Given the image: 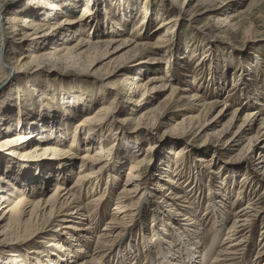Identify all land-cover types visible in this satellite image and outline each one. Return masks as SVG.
Instances as JSON below:
<instances>
[{
    "label": "bare ground",
    "instance_id": "1",
    "mask_svg": "<svg viewBox=\"0 0 264 264\" xmlns=\"http://www.w3.org/2000/svg\"><path fill=\"white\" fill-rule=\"evenodd\" d=\"M6 1L0 0V55L3 51L0 58V95L12 79L40 76L51 70L47 67H51L56 70L49 73L59 71L60 78L65 76V70L93 78L109 101L107 104L102 101L94 109H86L72 127L64 108L58 118L51 114V123L46 121L51 115L43 117V121L35 119L29 122L30 119L25 118L23 124L26 122L30 130L17 129L15 134L4 140L8 149L24 153L13 157L15 154L4 150L6 154L1 156L2 159L8 161L12 158L19 171H32L31 175L20 177V191L12 198L3 194L12 180L5 181L0 172V254L31 249L30 258L39 264H242L255 229L252 220L262 217L253 264H264V189L258 192L264 184L262 99L260 101L257 95H252L249 97L255 105H252V110V106L236 107L229 115V94L221 100L215 98L203 102L204 98L198 94L201 84L193 85L197 90L187 85V81L191 85L196 78L188 80L187 76L185 82L181 81L176 75L181 71L180 67L170 68L171 59L164 61L166 56H173L169 37L178 22L176 18L183 19V15L189 16L188 22L206 17L209 28H225V33L239 35L244 43L252 45L249 43L255 39L251 36H264V0H250L245 9L230 14L229 5L233 0H197L194 4L192 0H182L176 11L173 6L180 0H160L163 6H166L165 2L172 6L169 10L165 7V16H172L158 23L155 29L160 33L152 41L148 39L150 34H141L144 23L133 27L126 38L120 31L96 38L90 33L85 35L88 28L83 22L91 14V0H84L79 15L72 18L65 15L59 20V13L52 12V9L59 11L61 8L55 2L34 0L27 4L36 13L48 15L46 20L33 19L14 11L3 16L1 7ZM254 11L256 14H253ZM72 30L73 33L69 34ZM57 42L61 44L57 45ZM46 43L56 45L47 48ZM24 46L29 48L17 58L16 53L23 51ZM161 63L166 66L163 73L142 80V65L146 64L148 71L157 72ZM199 67H205L202 61L195 65V69ZM201 72L203 77L200 80L210 79V76L215 79L210 68ZM172 75H176V79ZM238 81L233 78V85ZM182 83L186 85L181 86ZM218 83L217 88H222L220 79ZM166 92L155 103L156 98ZM117 106L126 109L123 113L125 118L121 120L115 118ZM23 116L24 113L19 119ZM179 117L182 118L177 120ZM47 122L53 127L49 130L53 139L32 144L34 135L46 130ZM116 123L132 125L129 130L122 129L132 134L131 140H137L139 136L151 140L154 131L162 126L168 127L165 132L177 137L175 144L179 148L170 153L174 168L160 167L152 188L155 195L147 190L150 143L142 157L132 152L135 145L129 146L132 153L126 160L128 166L123 174V183L115 193L119 184L118 173L122 168L117 157L110 154L113 147L116 148ZM168 137L166 135V139L172 140ZM199 143L203 148L199 152L201 156L193 159L189 173L208 171L216 177V170L211 164L215 160L212 156L231 154L230 161L247 171V176L241 179V188L246 193L242 196L238 193L228 206L230 187L228 190L225 180L215 186L217 183L210 177L212 191L209 189V204L207 207L206 201L204 209L206 215L198 214L201 205L190 203L189 193H181L179 186L182 187L183 183L180 184L181 177L177 176V173L184 172L187 165L185 159L190 158ZM208 151L212 156H204ZM75 166L77 171L72 177L71 168ZM49 170L56 178L51 182L52 191L47 194L45 182ZM69 179H72L70 185ZM103 181L104 187L99 192ZM213 182L216 190L213 189ZM220 186L227 190L226 195L219 192ZM105 194L110 199L116 198L110 213L103 209L107 203L103 199ZM158 195L163 198L156 203L154 199ZM243 199L246 203L239 206ZM147 206L151 207L148 229L151 236L146 233L150 238L145 242L146 249H152L151 252L144 254V260L140 262L139 254L133 256L130 251L125 257L114 256L111 249L117 251V246L125 240L124 236L127 237L141 223L148 212ZM163 207L166 209L163 210ZM209 214H213L216 220L220 219V222L212 223L210 232L205 228ZM103 221V227L98 230ZM223 229L226 230L219 242ZM202 237L204 243L200 251ZM38 239H42L43 246L35 245ZM74 246L78 249L76 254ZM64 258L68 261H63Z\"/></svg>",
    "mask_w": 264,
    "mask_h": 264
},
{
    "label": "rangeland",
    "instance_id": "2",
    "mask_svg": "<svg viewBox=\"0 0 264 264\" xmlns=\"http://www.w3.org/2000/svg\"><path fill=\"white\" fill-rule=\"evenodd\" d=\"M30 1L32 2L34 0H8L4 4H2L1 12L3 13V16L10 11H14L16 14L28 15L33 19L44 18L48 20V15H45L42 12L36 13L32 7H29V5H27ZM47 1L48 3L55 2L59 8L61 7L59 11H57L56 9H52L53 13H59L58 20L65 17V15H68V17L71 18L79 15V9L84 5V0ZM196 1L197 0H192V4H194ZM238 2L239 4L237 5L236 3ZM181 3L182 0L175 3L173 9H175V11L178 10V6L180 7ZM249 3L250 0H233L229 5L228 12L230 14L234 13L237 10L245 9ZM89 4L91 14L88 15V18H85L83 23H85L86 27L88 28L86 29L85 35H87V33H90L94 38L98 36L101 37V35H107V33H111L112 31H120L122 32V36L126 38L133 27H136L140 23H144L141 34H143L144 36L150 34V38L148 39L152 41L158 35V33H160L157 29H155L158 26V23L172 16L171 14L165 16V10H169L170 8H172V6H170L166 2V6H163L160 0H91ZM33 12H35V14H33ZM253 14H256L255 11ZM181 18L183 19H180V17L176 18L178 22L173 26V33L169 37V42L173 50V56H166V59L164 60L167 62L169 59H171V63L169 64L170 68L171 66H174L180 67L181 69V71L179 70V73H176L178 77L176 75H172L171 77L180 78V80L183 82H185L187 76H189L187 78L188 80H192L193 77H195L196 81L193 83L191 82V85L187 81V85L192 89H196V86L193 85L198 86L199 84H201L198 94L201 95L202 99L204 98L203 102L213 101V99L215 98L221 100V98H224L229 94V98H227V102L230 105L228 111L229 115L233 109H236V107L242 108L244 106L254 105L250 101L251 99H249V97L252 95H257L258 100L261 101L262 99L261 113L264 114V36H251L255 39V41L249 43H252V45H248L247 43L243 42L244 39L239 35L236 36L233 33H230V35L225 33V28L219 29L220 31L218 29L216 30L214 28H209L206 17H197V19L194 18L195 21L193 22H188V15H183ZM1 20L2 16L0 18V21ZM254 21L256 24V20ZM78 28L79 27H77V29ZM72 33L73 30L69 34ZM261 38L262 40H259ZM60 42H57L56 44L59 45L61 44ZM56 44L46 43V47L48 48L51 47L49 45ZM27 48L29 47L24 46L23 51L16 53V57L19 58V56H21L20 54L22 52L24 53ZM2 56L3 51L0 55V58H2ZM198 61H202V64L205 66L203 67V69H201L200 67L199 69H195V65H197ZM175 62H177L176 66ZM165 67L166 66L164 65V63L158 64L156 72L148 71L147 65H142V80H146L148 77L156 73H163ZM209 68L212 72L211 75H213L215 79L210 76V79H204V81L200 80L203 77L201 71ZM47 69L56 70L55 68L51 67H47ZM51 70H47L46 73L44 72L40 76H31L29 79H22L20 77L17 79H12L11 83L6 86L5 90L0 95V172H2L3 174V179L6 178L5 181L12 180L9 189L3 191V194L8 198H12L19 193L20 184L18 183V180L20 179V177H27L28 175H31L30 173L32 171H19L18 168H16L17 165L13 163L14 160H12V158H9L8 161H5L1 157L6 154L4 150H9L11 151V153H13V155L15 154L13 157L21 156L24 153L21 150H12L10 148L8 149L6 145L7 143H5L4 140H6L8 136L15 134L17 129H25L26 131L30 130L26 122H24L23 124L25 118H29V122L35 119L43 121V117L51 114L56 115L55 117L58 118L59 112L62 110V108H64L71 120L72 127L74 123L81 119L86 109H94L95 107L101 105L102 101L105 100L106 104L109 101V98H104L105 95L103 93L102 87L98 83L95 84L93 78L85 75H78L79 73L70 72L67 70H65V76H62L60 78L59 71H53L52 73H49V71ZM191 70H194V72H191ZM169 77L170 75L168 76V78ZM233 78L239 80L235 85H233L234 83H232ZM219 79L222 81V83L224 82V84L220 83L222 88H217L216 86L219 84ZM241 83H244V85H241ZM183 85L186 84L182 83L181 86ZM167 93L168 92H166L165 94L162 93L158 98H156L155 103L159 102ZM254 106H252V108L250 109L252 110ZM114 111L116 114V120L125 118L123 114L124 111L126 113L125 108H120L119 106H117ZM80 112H82V114L80 116H77V114H79ZM23 113V119H19ZM50 117L51 118L47 119L46 121H50L51 123V119L53 118V116L51 115ZM181 118L182 117L176 119L180 120ZM48 122L46 123V130L43 129L34 135L32 144L53 139V137H50L49 135V130H52L53 127L48 125ZM116 124L117 126L115 130L118 134L115 144L116 148L113 147V149L111 150L112 153L110 154L117 157V161H119L122 168L118 173L119 184L115 189V193L120 189V184L123 183V174L128 166L126 160L129 159L130 154L132 152H137L140 157H142L144 155V150L150 143L152 150H150V153H148V155L151 156V161L149 165H147V173L150 174L147 180V190L151 191L153 195H155L152 188L154 187V181L156 180V175L158 174V170L160 169V167L166 165L170 168V170L174 168L172 163L173 158L170 153L176 151L179 148V146L175 144V139L177 137L171 136L170 134H168V132H165L168 127L162 126L157 131H154L151 140H148L143 136H139L137 140H131L130 137L132 134L128 131L124 132L122 131V129L129 130L132 125L128 124L126 126L124 124H121L123 126L121 128L120 123ZM166 135L169 136L168 138H172V140L166 139ZM67 142L65 141V143ZM130 145H135L133 146L132 152H130ZM200 145V143L199 145L197 144V146H195L194 148L193 153L190 155V158L185 159L187 162L186 169L182 174L177 173V176L181 177V179L179 180L180 184L183 183V188L179 186L181 193L183 191H186V194L189 193L188 201L190 203H194L195 205H201L198 214L206 215L207 212H205L204 209L206 208V201L208 207V194L210 190L212 191V188L210 189V187L212 186H209V184L212 183H209V181L211 182V179L213 178V181L217 183L215 184L213 182V189H215L214 184L215 186H218L219 183L225 180V186L227 188L230 187V191L228 192L229 198L227 200L228 206L235 200L238 193L241 196L243 195L242 193H246V190L243 187L241 188V179L247 176V171H245V169L242 167H237V165L235 164L236 162L230 161L229 157H232L233 154H231L230 156H212L211 152L208 151L204 154V156H212L215 159L212 160L211 164L214 170H216L217 176L213 177V174H209L208 171H205V169H201L202 171H205L204 173H189V169L191 170V167H193V159L201 156L199 152H201L202 147ZM80 153H82V151ZM74 164H76V162ZM76 171L77 166L71 168L72 177L75 175ZM47 173L49 174V176L45 183L47 185L46 193L48 194L52 191L53 183L51 182H53V180L56 178V175L52 170H49V172ZM208 174L209 178L212 177L209 180L207 178ZM17 176L19 178H16ZM195 178H197L198 181H196ZM71 182L72 179H69L68 185H70ZM104 184L105 183L103 181V183H101V189H98L99 192L102 191ZM263 189L264 184L258 188V192H261ZM218 190L219 192H223L225 195L227 194V190L225 191L222 186H220ZM91 194L92 193H90L89 195ZM106 194L103 199L107 201V203L106 207H103V209L104 212L106 211L107 213H110V209L113 207V203L115 202L116 198L114 199L112 197L110 199V196L108 195L106 197ZM203 197L205 199H203L202 201ZM85 198L86 197L83 196V201H85ZM162 198V195H158V197L154 200L157 203L161 201ZM150 199H152V197ZM221 199L223 198L221 197ZM109 200L112 202H110ZM237 202L239 203V200ZM245 203L246 202H244L243 199V203H240L239 206H242ZM262 205H264V202ZM165 209L166 208L163 207V210ZM147 210L148 212H146L145 216L141 219V223H138L134 230H132L130 234L127 235V237L124 236L125 240H123L117 246V251L114 252L112 251L113 248L111 249V253H113L114 256L125 257L126 253L130 251L133 253V256L139 254L138 262H140V260H144V254H149L151 252L152 249H146L145 242L148 241V238H150L146 233L149 232L148 235L151 236V233L148 230L150 229V221L152 217V215L150 214L151 207L147 206ZM216 216L219 217L218 215ZM261 220L262 217L261 219L257 218L256 220L255 218V220H252L251 224L252 226L255 225V229L252 236H250L251 238L249 239L250 242L248 251L242 264H253V258L258 248ZM218 221L220 222V219L216 220L213 214H209L207 216V219L205 220V228L210 232L211 228L209 227L212 226V223ZM103 223L104 221L98 225V230L103 227ZM144 227L146 228L144 229ZM216 227H218V225H216ZM225 230L223 229V232L221 233V236L218 240L219 242L222 240V236L223 233H225ZM211 238L212 236L210 237V240ZM38 240L39 241H37L35 245L38 247L43 246V244L41 243L42 239ZM210 240L209 242H211ZM203 241L204 239L202 237L200 241L201 245H199L200 251L204 243ZM154 244L156 245V243ZM73 249L76 254V250H78L77 247L74 246ZM30 252L31 249H23L21 252L14 251L9 254H0V264H39L30 258L32 256ZM63 261L66 262L68 261V259L64 258ZM143 263L144 262H142V264Z\"/></svg>",
    "mask_w": 264,
    "mask_h": 264
}]
</instances>
